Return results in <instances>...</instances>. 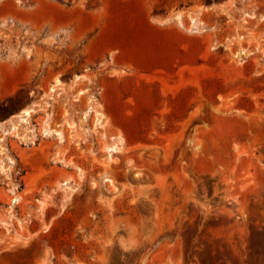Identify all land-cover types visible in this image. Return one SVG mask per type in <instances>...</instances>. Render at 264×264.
<instances>
[{"label":"rangeland","instance_id":"1","mask_svg":"<svg viewBox=\"0 0 264 264\" xmlns=\"http://www.w3.org/2000/svg\"><path fill=\"white\" fill-rule=\"evenodd\" d=\"M0 264H264V0H0Z\"/></svg>","mask_w":264,"mask_h":264},{"label":"bare ground","instance_id":"2","mask_svg":"<svg viewBox=\"0 0 264 264\" xmlns=\"http://www.w3.org/2000/svg\"><path fill=\"white\" fill-rule=\"evenodd\" d=\"M255 16V15H254ZM176 19L177 20H179L180 22H182V14L181 13H179L177 16H176ZM197 20L195 19V22H196ZM179 22V23H180ZM168 24V23H167ZM80 76H78V78H79ZM79 82V81H78ZM77 83V82H76ZM54 90V88H51V91H53ZM82 93V91L79 93V94H81ZM93 109V108H92ZM24 114L27 116V115H30L31 114V110H29V109H27V110H24ZM24 119H25V117H24ZM28 120V119H27Z\"/></svg>","mask_w":264,"mask_h":264}]
</instances>
